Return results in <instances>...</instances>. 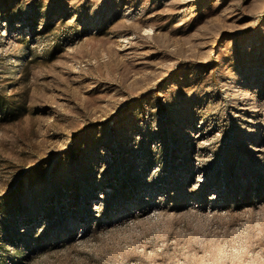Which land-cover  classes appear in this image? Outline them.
<instances>
[{
	"label": "rangeland",
	"instance_id": "1",
	"mask_svg": "<svg viewBox=\"0 0 264 264\" xmlns=\"http://www.w3.org/2000/svg\"><path fill=\"white\" fill-rule=\"evenodd\" d=\"M0 264H264V0H0Z\"/></svg>",
	"mask_w": 264,
	"mask_h": 264
}]
</instances>
